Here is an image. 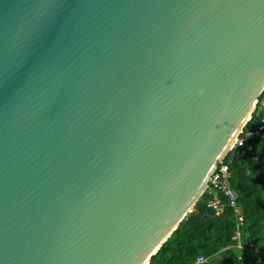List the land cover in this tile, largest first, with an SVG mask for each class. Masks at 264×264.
<instances>
[{
  "label": "water",
  "instance_id": "1",
  "mask_svg": "<svg viewBox=\"0 0 264 264\" xmlns=\"http://www.w3.org/2000/svg\"><path fill=\"white\" fill-rule=\"evenodd\" d=\"M264 93V0H0V264H149Z\"/></svg>",
  "mask_w": 264,
  "mask_h": 264
},
{
  "label": "trees",
  "instance_id": "2",
  "mask_svg": "<svg viewBox=\"0 0 264 264\" xmlns=\"http://www.w3.org/2000/svg\"><path fill=\"white\" fill-rule=\"evenodd\" d=\"M263 115L264 93L246 128H253ZM231 158L226 160L231 184L245 214L242 247L234 238L237 222L233 209L226 205L223 213L216 215L207 206L212 196L207 191L149 264H194L201 254L210 264H247L251 260L264 264V139L255 141V149L248 155L236 154L232 162ZM251 243L256 250L250 248Z\"/></svg>",
  "mask_w": 264,
  "mask_h": 264
},
{
  "label": "built area",
  "instance_id": "3",
  "mask_svg": "<svg viewBox=\"0 0 264 264\" xmlns=\"http://www.w3.org/2000/svg\"><path fill=\"white\" fill-rule=\"evenodd\" d=\"M246 126L236 136L234 144L229 149L226 157L214 170L205 189V192L209 191L212 194L208 199L207 206L214 210L216 215L222 214L226 205L233 209L237 222V231L234 238L238 241V247H242L241 227L244 225L245 214L242 206L238 202V196L232 187L230 165L226 160L230 156L232 158L229 160L232 162L236 154L240 156L248 155L255 149V141L264 139V115L253 128L247 129ZM250 248L256 250L253 243L250 244ZM194 264H210L209 258L201 254L197 257ZM247 264L257 263L251 260Z\"/></svg>",
  "mask_w": 264,
  "mask_h": 264
}]
</instances>
